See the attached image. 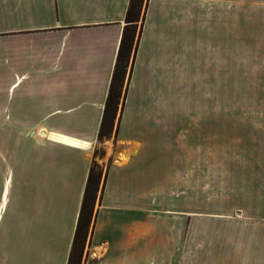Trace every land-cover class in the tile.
Wrapping results in <instances>:
<instances>
[{"label":"crops","instance_id":"0c3cea01","mask_svg":"<svg viewBox=\"0 0 264 264\" xmlns=\"http://www.w3.org/2000/svg\"><path fill=\"white\" fill-rule=\"evenodd\" d=\"M191 2L148 0L118 133L103 142L110 167L83 264H264L262 229L253 244L216 240L225 226L213 222L199 244L193 209L175 212L185 216V238L182 223L174 239L150 237L158 195L178 206V198L198 194L181 179L173 147L146 131L149 88L161 85L172 61L181 67ZM128 3L0 0V264H67ZM150 148L170 152L148 159L156 177L170 164L173 183L146 187ZM232 218L225 220L244 228L245 216ZM253 219L264 226L262 216Z\"/></svg>","mask_w":264,"mask_h":264},{"label":"rangeland","instance_id":"374dc122","mask_svg":"<svg viewBox=\"0 0 264 264\" xmlns=\"http://www.w3.org/2000/svg\"><path fill=\"white\" fill-rule=\"evenodd\" d=\"M191 3L195 16L191 14L189 18L188 13L184 18L188 41L181 67L172 61L161 85L149 88L146 131L173 147L176 160H183L181 179L184 183L191 180L198 194L178 198V206L172 198L158 195L149 215L150 237L155 241L164 237L174 239L182 223L185 238V216L175 213L183 208L194 210L197 224L192 236L199 244L210 236L213 222L218 227L225 226L218 231L216 240L245 239L253 244L256 238L260 240V230L264 232V226L253 219L264 218V0ZM154 14L152 9L150 24ZM196 25L197 45L191 32ZM140 27L141 20L137 34ZM147 35L148 32L146 39ZM120 109L119 104L117 117ZM103 142H98L95 149L99 153L93 154V159L104 174L110 164ZM157 153L153 148L146 152L147 188H156L167 178L175 181V173L167 162L160 164L156 177L148 158L161 154L167 159L170 152L165 149ZM242 215L247 220L242 222L244 228H234L233 223L237 222L225 220ZM167 226L169 230L163 229ZM262 240L264 244V233ZM199 250L198 260L203 259L201 245ZM188 253L184 250V256Z\"/></svg>","mask_w":264,"mask_h":264},{"label":"trees","instance_id":"16d2710c","mask_svg":"<svg viewBox=\"0 0 264 264\" xmlns=\"http://www.w3.org/2000/svg\"><path fill=\"white\" fill-rule=\"evenodd\" d=\"M147 3L148 0H129L124 17V27L120 44L98 130L99 143L105 139H109L112 135L114 137L117 136L120 117L125 103L127 84L137 52ZM140 20L141 27L137 34L136 29ZM124 84L126 85L125 87ZM119 104L121 111L117 117ZM98 153L99 150L95 149L94 156ZM107 172L108 168H106L103 174L102 168L97 165L94 159L92 160L88 171L67 264H83L84 251L86 245L90 243V238L95 225L97 215L96 204L100 205L103 189L106 183Z\"/></svg>","mask_w":264,"mask_h":264}]
</instances>
